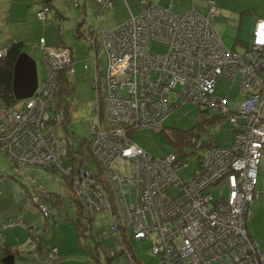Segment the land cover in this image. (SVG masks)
<instances>
[{
    "label": "built area",
    "instance_id": "2783aa9c",
    "mask_svg": "<svg viewBox=\"0 0 264 264\" xmlns=\"http://www.w3.org/2000/svg\"><path fill=\"white\" fill-rule=\"evenodd\" d=\"M97 1L99 16L111 0ZM139 3L140 12L130 13L100 34L109 62L104 89L99 82L96 38L89 36L93 55L84 67L94 70L97 90L87 156L83 148L65 154L69 142L57 132L64 116V109L55 104L59 73L64 70L72 76L75 72L71 49L49 46L44 40L38 43L46 75L30 97L0 106V151L12 161V177L19 180L25 165L43 166L69 180L86 213L108 208L114 216L112 234L118 240L110 250V262L119 254V264H140L125 243V231L130 229L137 240L153 238L156 264H264V251L246 228L251 204L262 195L257 179L264 148V18L255 20L249 46L236 50L224 44L213 26L212 17L219 13L215 0L206 1L204 13L193 5L178 13L169 4ZM47 10L44 7L37 15L43 18ZM151 40L165 43L167 50L151 51ZM7 47L0 49V55ZM221 76L241 85L243 99L234 109L216 90ZM171 92L177 99L169 103ZM183 102L193 103L202 115L228 118L233 133L219 145H206L200 131L191 134L190 149L199 153L185 179L180 171L189 153L155 155L131 139L137 128L161 130L163 120ZM124 163L127 173L115 166ZM25 177L33 188L23 186L21 197L27 204H38L46 219H53L49 192L32 174ZM215 187L226 188V194L212 195L210 189ZM127 192L132 193L130 201ZM19 222L9 220L5 225ZM57 252L52 245L50 264H58ZM105 257L101 264H109Z\"/></svg>",
    "mask_w": 264,
    "mask_h": 264
},
{
    "label": "rangeland",
    "instance_id": "374dc122",
    "mask_svg": "<svg viewBox=\"0 0 264 264\" xmlns=\"http://www.w3.org/2000/svg\"><path fill=\"white\" fill-rule=\"evenodd\" d=\"M74 1L50 0L47 6L42 0H0V49L14 40L22 41L23 50L31 54L36 61L38 80L46 75L43 50L38 45L39 42L44 40L46 45H63L71 49L75 68V72L71 76L74 89L66 100L68 119L65 127L68 132L77 136L75 141L77 148L80 141L87 139L90 135L91 124L96 119V114L93 112V101L97 90L93 86L94 70L91 66L84 67V63L93 55V49L89 45L88 30L92 27L99 32L96 40V54L100 87L104 89L105 73L109 62L107 52L101 43L100 33L117 26L123 19L127 18L131 10L138 12L141 5L139 0H111V4L105 6L97 16L100 8V3L97 0H86V4L84 0H78V3ZM170 1H174L171 8L178 13L187 12L192 5L201 13L207 11V0H187L185 3H183L184 0H166L165 3ZM215 4L219 8V13L212 17V23L224 44L233 49L232 42L236 37L246 42L251 41L255 19L258 16H264V0H215ZM84 5L86 6L84 7ZM44 7H48V10L41 18L37 15V11ZM56 7L63 16L58 17V11H55ZM109 10L110 15L108 16ZM54 11L56 12L55 17ZM82 17L84 23H87L85 27H82L80 23ZM109 23L110 26H108ZM32 45H34L33 48ZM150 49L151 51L163 52L167 50V46L163 42L151 40ZM215 87L218 92L227 97L228 104L232 109L236 108L243 99L241 85L237 80L221 76L217 79ZM176 99L175 92L167 94L169 103L173 100L176 101ZM204 116L207 117L209 114L202 115L193 103L183 102L176 105L163 120L162 130H154L149 127L137 128L132 133L131 139L155 155H164L170 151L180 152L178 143L181 140V135L179 132H188L192 128L194 130L199 129L197 127L198 122L205 118ZM224 121V124L220 123V125L219 122L207 121L204 124L202 122L201 128L207 130L209 134H215V136L231 135V122L228 118ZM65 127L57 125V132L63 139L67 135V140L70 143L74 138L72 139L66 133ZM164 130L167 132L165 133ZM200 130L205 132L203 129ZM176 141L178 143H174ZM189 150V147L183 148L186 153ZM11 162L0 151V173L9 174L7 178L12 179L11 183L16 185L17 183L14 181L16 179L10 176L13 172ZM187 162V165L180 171V175L184 179L194 168L197 162V153H189ZM115 166L119 172L127 173L125 163L122 166H118V164ZM21 170L23 172H19V180L16 181L31 186L25 174H32L38 183L54 194L53 197L58 199V203L54 204L51 200H47V204L53 212V219L51 220L42 215L38 204L30 203L27 205H31L35 214L31 218L34 219L30 226L26 227L31 230L29 242L27 245L23 244L19 247L20 254L24 255V258L16 257V260L19 259V264H50L48 251L52 244H56L58 248L54 261L60 264H92L90 261L92 254L99 257L96 261L97 264H101L99 261L103 260L105 256V262L119 264V254L114 256L111 262L110 258H107L110 257V250L116 246L118 241L112 234L114 216L108 208L97 210L89 224L78 213L75 201L68 193L70 187L62 176L39 165H25ZM257 183L261 189H264V148H262L258 164ZM210 192L217 196L218 194L225 195L227 190L226 188L219 190L215 187L210 189ZM39 195L42 194L39 192ZM261 196L255 199V205L252 206L251 204L252 214L246 217V228L264 251V205H262L264 204V194ZM131 198L132 193L127 192L126 199L130 201ZM261 205L262 209L259 208ZM77 218H80L84 225V235L77 234ZM26 224L24 225L26 226ZM130 232V229L125 231L124 239L136 260L140 264H156L157 257L152 252L153 238L147 237L137 240L132 237Z\"/></svg>",
    "mask_w": 264,
    "mask_h": 264
},
{
    "label": "trees",
    "instance_id": "16d2710c",
    "mask_svg": "<svg viewBox=\"0 0 264 264\" xmlns=\"http://www.w3.org/2000/svg\"><path fill=\"white\" fill-rule=\"evenodd\" d=\"M42 1L44 3H46L47 6H48V3L50 2V0H42ZM57 14L59 15L58 12H57ZM22 45H23L22 41L14 40L12 43L7 45L8 47H7L6 53L4 55H0V101H1L2 106H11L18 101L14 98L13 93H12V77H13V65H14V62H15L19 52L21 50H23ZM73 89H74V87L72 85L71 76H69L64 70L60 71V73H59V90L56 94L55 104L57 107L64 109V116L61 120V125L63 127H65V123L68 119V111H67L68 109H67V103H66L67 101L66 100H67L68 96L72 93ZM207 121L208 122H220L221 124H224V120H221L217 114H212L211 116L205 117L200 122H198L197 127L199 129L194 130V128H192L188 132H184V133L179 132V134L181 135V140L179 141V143H178V141H176L174 143H178V146L180 147V152H179L180 155L187 154L186 152L183 151V148H186V147L191 148L190 147V135L193 133H199L200 129H204V128H201L202 122L204 124ZM65 130H66V133L70 137H72V139L74 138L70 143L67 144L65 154L73 155L74 153L81 151L83 148V154L86 156L89 155V152L87 150V145H86L87 139L80 141V143L78 144V147L76 148L75 141L77 140V136H75L73 133L68 132L66 127H65ZM164 132L166 133L167 130L166 131L164 130ZM211 135H212V137H210ZM232 135H233V133H232ZM231 137L227 140V139H224V137L222 135L215 136V134H209L207 132L206 137H204V142L206 145H208V142L212 143V144H216V145L225 144L231 139ZM66 139H67V135H66ZM188 153L193 154V153H198V151L197 150L192 151L190 149ZM12 175H13V172H12ZM63 179L65 180V182L70 187V190L68 193L70 194L72 199L75 201L78 213L82 217H84L90 224L91 219L93 218L94 215H90L83 210L81 204L79 203V201L75 198V196L73 194L69 180L66 178H63ZM44 191L49 192L47 200H49V201L51 200L52 203H54V204L58 203V199H56V197H53L54 194H52L48 189H44ZM77 220H78L77 226H76L77 234L78 235H84V233H83L84 232V230H83L84 225L81 222L80 218L79 219L77 218ZM85 226L87 227L86 223H85ZM249 236L251 238H253L252 235L249 234ZM259 246H260V244H259ZM107 258H110V257H107ZM98 259H99V257L97 255L92 254L90 261L92 262V264H97L96 261H98Z\"/></svg>",
    "mask_w": 264,
    "mask_h": 264
},
{
    "label": "crops",
    "instance_id": "0c3cea01",
    "mask_svg": "<svg viewBox=\"0 0 264 264\" xmlns=\"http://www.w3.org/2000/svg\"><path fill=\"white\" fill-rule=\"evenodd\" d=\"M152 1L158 2L159 4H162V5L169 4V5H171V7H173V2H174V1H172V2L170 1V2L165 3L166 0H152ZM185 2H187V0L183 1V3H185ZM84 3L86 4V0H84ZM85 6L86 5H84V7ZM140 10L138 12H140ZM55 11H58V13H59L58 17L63 16L62 12L60 10H58L57 7H56ZM55 11L53 12L54 17H55ZM102 11H103V9H102ZM138 12H133L132 10L130 11V13H133V14L138 13ZM130 13H129V15H130ZM107 15L108 16L110 15V10L107 13ZM83 16H85V15H83ZM128 16H127V18H128ZM258 17L264 18V16H258ZM127 18H125V19H127ZM125 19H123V21ZM80 23L82 24V27H85V24H87V23H84L83 19H82V22H80ZM108 26H110V23ZM88 31H89L88 38L92 34V35H95V38L97 40V36H98L99 32L96 29L93 30L92 27ZM249 44H250V41L246 42L243 39L241 40V39L236 37L235 40L232 42V46H233L232 48L236 49V50H243L247 46H249ZM211 115L212 114L210 113L209 116H211ZM209 116H207V117H209ZM203 130L205 132H202L200 130V133L204 137H206L207 130H205V129H203ZM222 136L224 137V139L228 140L232 136V133H231V135H228V136H225V135H222ZM7 176H9V174L4 173V172L0 173V189H1V192H0V264H3L2 258L6 254H10V253L14 254V264H19V259L16 260V257L24 258V255L20 254V252H19L20 251L19 247L23 244L27 245L29 242L31 231L28 230V228H26V227L30 226V223L33 221L34 218L33 219H31V218L34 216L35 211L33 210V208H31V205L27 206L28 204L20 195L21 188L23 186L29 187V185H27L25 183H21L20 181H16L13 179L17 183L15 185V184L11 183L12 179L9 180L7 178ZM10 176H12V174H10ZM262 190H264V189H262ZM262 194H264V193H262ZM253 205H255V200L252 202V206ZM262 205H264V204H262ZM262 205L259 208L262 209ZM14 219L20 220L18 225H14V224L5 225L7 221L14 220ZM24 224H26V226ZM52 245L56 246V244H52Z\"/></svg>",
    "mask_w": 264,
    "mask_h": 264
},
{
    "label": "water",
    "instance_id": "95a60500",
    "mask_svg": "<svg viewBox=\"0 0 264 264\" xmlns=\"http://www.w3.org/2000/svg\"><path fill=\"white\" fill-rule=\"evenodd\" d=\"M38 84L36 61L25 50H21L13 65L12 93L16 100L30 97ZM3 264H14V254H6Z\"/></svg>",
    "mask_w": 264,
    "mask_h": 264
}]
</instances>
